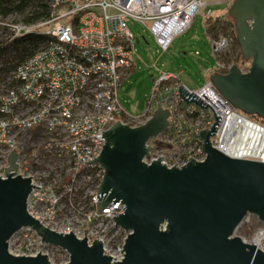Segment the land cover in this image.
<instances>
[{"label":"built area","instance_id":"1","mask_svg":"<svg viewBox=\"0 0 264 264\" xmlns=\"http://www.w3.org/2000/svg\"><path fill=\"white\" fill-rule=\"evenodd\" d=\"M45 1L51 13L39 23L26 25L0 17V45L31 34L45 37L32 56L4 78L0 74V179H5L4 168L14 150L18 168L14 175L31 179L26 212L58 234L87 238L89 246L100 241L103 255L117 264L125 256L121 250L128 233L116 228L112 218L123 213V205L110 203L98 211L96 194L103 170L86 163L100 156L103 131L114 122L136 128L162 108L168 112V129L148 139L149 157L142 161L149 165L163 157L167 168L176 163L180 168L189 158L204 161L202 142L193 133L211 129L214 114L221 118L210 135L213 148L232 159L264 163V124L231 107L209 80L190 90L169 71H158L141 116L130 117L120 106L118 90L135 64L126 19L148 27L159 48L167 51L173 39L189 29L199 8L208 5L202 0ZM64 18L69 20L62 24ZM44 26L51 29L40 31ZM231 41L230 35L212 38L213 54L223 55ZM226 66L218 64L229 71L231 66ZM180 86L207 108L202 111L192 102L180 111ZM254 223L253 238L246 242L264 252V224L254 214L243 217L234 235ZM7 248L14 257L40 253L50 264L69 260L65 251L42 243L29 227L12 235ZM61 255L66 258L60 259Z\"/></svg>","mask_w":264,"mask_h":264},{"label":"water","instance_id":"2","mask_svg":"<svg viewBox=\"0 0 264 264\" xmlns=\"http://www.w3.org/2000/svg\"><path fill=\"white\" fill-rule=\"evenodd\" d=\"M228 16L248 70L232 65L225 75L213 73L208 80L235 110L264 120V0H234ZM179 93L180 111L192 102L202 111L208 106L182 86ZM168 117L158 108L136 128L114 122L103 131L100 156L86 162L103 170L98 211L110 203L123 205V213L112 218L128 233L121 250L125 256L117 264H264L260 248L234 235L247 213L264 224V163L232 159L213 148L210 135L221 118L214 114L211 129L193 133L206 153L203 162L189 158L183 167L167 168L160 157L147 165L142 160L149 157L148 139L167 131ZM8 157L5 179H0V264H50L40 253L9 254L7 241L28 227L42 243L65 251V264H110L112 257L103 255L100 241L89 246L87 238L58 234L26 212L31 179L14 175V150Z\"/></svg>","mask_w":264,"mask_h":264},{"label":"rangeland","instance_id":"3","mask_svg":"<svg viewBox=\"0 0 264 264\" xmlns=\"http://www.w3.org/2000/svg\"><path fill=\"white\" fill-rule=\"evenodd\" d=\"M234 0H202L208 4L199 8L196 16L193 18L191 26L186 32L178 34L167 48L163 51L157 45L149 28L133 20L126 19V27L134 39L133 55L134 68L129 75L122 81L118 90V99L120 106L130 117L141 116L145 110V102L149 92L152 89V81L159 75L158 71L174 73L178 81L184 84L188 89L201 88L218 64L227 68V64L234 65L247 72L249 62L239 61L235 55L231 56L233 63L223 62L221 56L216 57L210 47V40L204 33L203 21L208 15L209 10L214 17H228V10ZM210 15V16H211ZM13 21L14 17H9ZM64 18L62 24L68 22ZM51 29V26H44L40 31ZM227 35V34H223ZM221 35V36H223ZM254 223L251 226L240 228L236 235L245 241L251 240L256 228ZM66 256H60L65 259Z\"/></svg>","mask_w":264,"mask_h":264},{"label":"trees","instance_id":"4","mask_svg":"<svg viewBox=\"0 0 264 264\" xmlns=\"http://www.w3.org/2000/svg\"><path fill=\"white\" fill-rule=\"evenodd\" d=\"M51 8L45 0H0V17L6 19L7 17H14L13 21L22 22L26 25L39 23L49 18ZM204 33L209 40L219 37L223 34L230 35V51L225 53L222 58L225 63H233L231 56L235 55L239 61H244L240 54L239 45L237 44V37L235 34L234 23L228 17H214L207 15L203 21ZM45 37L42 35H27L9 42L8 45H0V74H4V78L11 70L15 69L17 65L24 59L32 56L41 45ZM132 70V69H131ZM130 70V71H131ZM213 73L225 75L228 69L216 67ZM251 118L264 124V120L258 119L255 116L249 115ZM248 116V117H249Z\"/></svg>","mask_w":264,"mask_h":264}]
</instances>
